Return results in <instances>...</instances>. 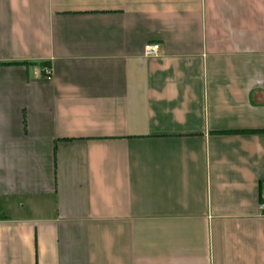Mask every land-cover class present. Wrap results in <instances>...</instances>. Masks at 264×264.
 <instances>
[{
	"label": "crops",
	"instance_id": "1",
	"mask_svg": "<svg viewBox=\"0 0 264 264\" xmlns=\"http://www.w3.org/2000/svg\"><path fill=\"white\" fill-rule=\"evenodd\" d=\"M262 195L264 0H0V264H264Z\"/></svg>",
	"mask_w": 264,
	"mask_h": 264
},
{
	"label": "built area",
	"instance_id": "2",
	"mask_svg": "<svg viewBox=\"0 0 264 264\" xmlns=\"http://www.w3.org/2000/svg\"><path fill=\"white\" fill-rule=\"evenodd\" d=\"M158 52H159V46L157 44H151V45H146L144 47L143 55L144 57H156L158 56ZM43 72L45 73V75L51 74V71L49 69H44ZM263 208H264V195H262L261 203L259 205V209L262 210Z\"/></svg>",
	"mask_w": 264,
	"mask_h": 264
}]
</instances>
